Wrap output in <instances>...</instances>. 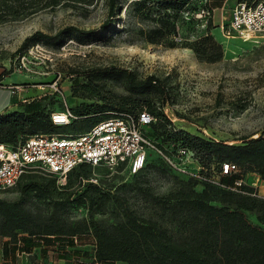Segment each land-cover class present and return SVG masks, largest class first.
<instances>
[{"label": "trees", "instance_id": "trees-1", "mask_svg": "<svg viewBox=\"0 0 264 264\" xmlns=\"http://www.w3.org/2000/svg\"><path fill=\"white\" fill-rule=\"evenodd\" d=\"M64 1L90 2L91 0H0V22L18 19L33 14L39 9L56 6ZM198 0H157L154 5L150 0H136L139 12L149 9L144 14L157 12L156 25L143 30L148 41L162 42L169 39L168 45L175 47L180 42L181 25L205 21L196 13L202 4ZM109 17L107 22L117 15L118 0H109ZM172 11H171V10ZM212 18V17H211ZM207 21L205 31L190 44L200 60L215 62L223 58L224 47L212 34V19ZM106 23L104 28L108 25ZM96 33L95 29H85L69 25L55 34L39 32L47 42H57L62 34L77 37L85 41ZM28 38L20 48H26ZM87 81L82 87L92 91L97 102H83L74 112L78 118L70 124L59 125L53 122L51 111H45L41 100L26 102L25 110H13L0 113V142L16 143L36 132H81L89 129L96 122L108 118L118 111H139L147 108L157 117L152 124V135L160 139L158 145L168 151L179 146L192 150L201 158L206 157L204 168L223 161L240 165L242 172H256L264 179V129L257 136H244L240 144L225 140L207 139L189 131L177 129L173 121L163 111L162 105L169 98L168 87L161 77L150 74L140 77L134 70L116 65L97 66L79 71ZM102 79L119 80L128 92L116 100L104 85L97 81ZM77 80V79H76ZM159 103V104H158ZM245 107V106H244ZM80 124L78 130H65L64 126L73 127ZM153 160H150L151 163ZM163 162L171 168L164 160ZM201 162H204L202 160ZM146 165V166H147ZM145 166V167H146ZM144 167V168H145ZM89 164H80L72 170L66 183L58 184L57 178L48 175L46 180L39 172H29L22 176L15 187L21 188L22 197L35 193L43 199L54 200L55 212L48 218H37L23 206L20 200H8L0 197V236L8 237L4 241L24 244L26 251L39 243V238L58 237L70 244L76 237L92 236L97 246L96 261L101 264H116L125 261L128 264H264V227L249 221L246 211H254L264 225V197L243 194L208 182L190 177L187 187H182L172 194L182 210L192 212L198 221L190 234L183 239H176L167 228L157 220L137 214L127 204L121 203L124 220L110 227H105L93 218L83 219L75 224H68L57 214L58 209L69 204L87 207L90 212L107 213L113 199V183L101 179L92 181ZM172 169V168H171ZM140 172V171H139ZM116 174V173H115ZM136 174V173H135ZM47 175V174H46ZM134 175V174H133ZM231 176V179H227ZM44 177V179H39ZM241 174L224 176L226 184L234 185ZM192 179L204 184L197 190L191 184ZM25 181V182H24ZM243 189L254 191L251 185L244 184ZM219 203V204H218ZM221 204V205H220ZM22 245L18 249H23Z\"/></svg>", "mask_w": 264, "mask_h": 264}, {"label": "rangeland", "instance_id": "rangeland-1", "mask_svg": "<svg viewBox=\"0 0 264 264\" xmlns=\"http://www.w3.org/2000/svg\"><path fill=\"white\" fill-rule=\"evenodd\" d=\"M108 1H64L22 18L0 22V71L13 75L23 84L24 99L41 100L45 111L66 106L75 110L83 102L101 101L92 95V91L82 87L87 79L78 76V72L97 66L116 65L134 70L140 77L155 74L164 79L170 96L166 104L160 105L177 129L236 144L242 143L244 136H257L262 132L264 37L248 41L233 34L226 37L219 27V4L223 0H211L214 15L210 30L224 47L223 58L215 62L200 60L190 47L197 36L205 31V21L197 23L194 28L193 24L181 25L182 38L177 46L171 47L168 43L173 37L152 42L142 32L157 24L154 8L147 15L144 13L150 10L147 8L143 10L145 12H139L136 0H118L120 8L117 15L108 23ZM154 1L157 0H150L148 4L154 5ZM196 2L202 4V0ZM106 23L108 25L104 28ZM69 25L95 29L96 33L85 41L62 34L57 42H47L38 34H55ZM27 38L28 46L35 41L44 43L49 50L47 55L51 56V60L44 64L42 54L37 55L33 66L35 72L32 73L25 71L18 63L20 52L25 49L20 47ZM56 78L61 92L51 85ZM97 82L104 85L116 100L128 93L119 80L102 79ZM152 127L153 124L146 128L151 135ZM63 128L78 130L81 125ZM150 153L153 161L134 175L127 172L110 174L102 167L89 170V175L97 181L106 179L114 184L112 191L118 198L111 201L107 213L90 212L87 207L69 204L66 208L58 209L57 214L68 224L93 218L103 226L110 227L124 220L121 212V203H124L137 214L157 220L176 239L187 237L198 221L192 212L178 206L172 194L187 187L191 175L169 168L155 151L150 150ZM192 160L190 169L197 171L208 159L194 153ZM39 175L45 177L39 179L49 178L44 173ZM254 176L260 178L259 174L253 172L251 181L256 178ZM191 184L197 190L204 187L201 182L195 183V179ZM20 189L13 187L0 191V197L20 200ZM22 198L23 206L37 218H48L56 211L54 200L43 199L35 193L23 195ZM246 215L249 221L264 227L257 213L246 211ZM2 241L3 237L0 236V264H14L2 259ZM29 262L35 264V259L30 257Z\"/></svg>", "mask_w": 264, "mask_h": 264}, {"label": "built area", "instance_id": "built-area-1", "mask_svg": "<svg viewBox=\"0 0 264 264\" xmlns=\"http://www.w3.org/2000/svg\"><path fill=\"white\" fill-rule=\"evenodd\" d=\"M196 15L205 21L213 17L211 0H202ZM219 27L226 37V32H229L243 41L264 37V0H224L220 7ZM48 51L44 43L33 42L20 52L19 66L28 73L35 72L33 66L37 55L42 54L44 64L51 60ZM57 84L58 78L51 85L61 92ZM24 90L23 84L19 82L13 85L14 92ZM51 118L54 123L65 125L78 118V115L70 106H66L52 111ZM156 120L157 117L147 108L118 111L81 132L39 131L16 143L0 142V191L15 187L22 176L29 172L53 175L58 183L64 184L69 173L80 164H89L93 169L102 167L110 174H135L151 160L153 155L150 150H153L175 171L243 194L262 197L256 187L254 191L242 188L245 184L243 177L236 179L234 185L223 181L226 175L242 172L237 163L223 161L208 168L201 166L197 171L190 169L194 154L192 150L179 146L168 151L158 145L160 139L148 134L147 126ZM91 180L97 181L94 177Z\"/></svg>", "mask_w": 264, "mask_h": 264}, {"label": "crops", "instance_id": "crops-1", "mask_svg": "<svg viewBox=\"0 0 264 264\" xmlns=\"http://www.w3.org/2000/svg\"><path fill=\"white\" fill-rule=\"evenodd\" d=\"M223 3L224 0L219 6L221 7ZM15 83H18V81L13 75L2 74L0 71V113L25 110V103L30 102L23 98L24 92L13 91ZM252 173V171H248L238 174H241L245 184L256 187L258 193L264 197V179L254 176L256 178L251 181ZM227 179H231V176H227ZM7 239L8 237L3 238L1 246V256L5 262L31 264L29 262L31 257L35 259V264H101L95 259L97 249L95 240L89 235L76 237L72 239L73 241L70 244L66 240L60 241L58 237L54 236L39 238V243L29 251L25 250L24 244H18L15 248L16 246L9 241H7L4 250L3 244ZM19 245L23 246L22 250L18 249ZM116 264L128 263L117 261Z\"/></svg>", "mask_w": 264, "mask_h": 264}, {"label": "bare ground", "instance_id": "bare-ground-1", "mask_svg": "<svg viewBox=\"0 0 264 264\" xmlns=\"http://www.w3.org/2000/svg\"><path fill=\"white\" fill-rule=\"evenodd\" d=\"M226 34H227V36H230V35H232L231 33H229V32H226ZM258 135V134H257Z\"/></svg>", "mask_w": 264, "mask_h": 264}]
</instances>
